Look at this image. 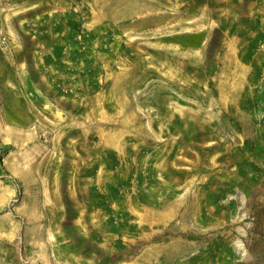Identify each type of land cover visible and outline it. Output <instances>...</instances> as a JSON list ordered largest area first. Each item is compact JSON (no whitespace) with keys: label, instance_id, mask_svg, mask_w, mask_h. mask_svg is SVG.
I'll list each match as a JSON object with an SVG mask.
<instances>
[{"label":"rangeland","instance_id":"374dc122","mask_svg":"<svg viewBox=\"0 0 264 264\" xmlns=\"http://www.w3.org/2000/svg\"><path fill=\"white\" fill-rule=\"evenodd\" d=\"M0 264H264V0H0Z\"/></svg>","mask_w":264,"mask_h":264}]
</instances>
